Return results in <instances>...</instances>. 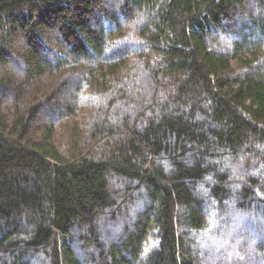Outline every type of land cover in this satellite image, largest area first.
Instances as JSON below:
<instances>
[{
    "label": "trees",
    "instance_id": "16d2710c",
    "mask_svg": "<svg viewBox=\"0 0 264 264\" xmlns=\"http://www.w3.org/2000/svg\"><path fill=\"white\" fill-rule=\"evenodd\" d=\"M0 264H264V0H0Z\"/></svg>",
    "mask_w": 264,
    "mask_h": 264
},
{
    "label": "rangeland",
    "instance_id": "374dc122",
    "mask_svg": "<svg viewBox=\"0 0 264 264\" xmlns=\"http://www.w3.org/2000/svg\"><path fill=\"white\" fill-rule=\"evenodd\" d=\"M233 236V235H232ZM208 238V237H207ZM102 239H105V237H103Z\"/></svg>",
    "mask_w": 264,
    "mask_h": 264
}]
</instances>
